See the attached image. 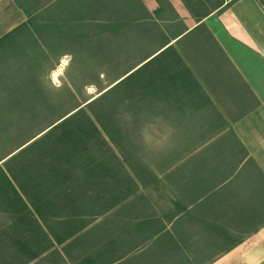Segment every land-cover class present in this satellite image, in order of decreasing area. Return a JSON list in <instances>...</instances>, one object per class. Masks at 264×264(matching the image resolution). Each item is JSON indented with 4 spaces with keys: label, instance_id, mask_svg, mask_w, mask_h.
Here are the masks:
<instances>
[{
    "label": "rangeland",
    "instance_id": "374dc122",
    "mask_svg": "<svg viewBox=\"0 0 264 264\" xmlns=\"http://www.w3.org/2000/svg\"><path fill=\"white\" fill-rule=\"evenodd\" d=\"M42 1V73L0 107V264H264V148L198 116L197 41L160 53L182 21Z\"/></svg>",
    "mask_w": 264,
    "mask_h": 264
},
{
    "label": "crops",
    "instance_id": "0c3cea01",
    "mask_svg": "<svg viewBox=\"0 0 264 264\" xmlns=\"http://www.w3.org/2000/svg\"><path fill=\"white\" fill-rule=\"evenodd\" d=\"M28 1L0 0V107L11 92L26 91L20 86L28 81L27 67L30 83L35 82L37 63L42 73L41 46L35 39L34 43L27 44L32 38L27 26ZM136 2L142 5L149 20L182 21L174 33L177 38L160 53L175 43L186 48L187 42L197 41L198 77L194 78L193 91L198 100V116H238L229 124L230 130L241 127L248 133L246 141L257 139V143L246 142L245 147L264 148V0ZM28 56L33 60L27 61ZM180 67L182 70L187 66L180 64ZM191 88L188 87L190 91ZM255 162L261 163V160Z\"/></svg>",
    "mask_w": 264,
    "mask_h": 264
},
{
    "label": "bare ground",
    "instance_id": "6f19581e",
    "mask_svg": "<svg viewBox=\"0 0 264 264\" xmlns=\"http://www.w3.org/2000/svg\"><path fill=\"white\" fill-rule=\"evenodd\" d=\"M60 70H58V72H59ZM57 71H56V73L54 74V77H55V75L58 73Z\"/></svg>",
    "mask_w": 264,
    "mask_h": 264
}]
</instances>
